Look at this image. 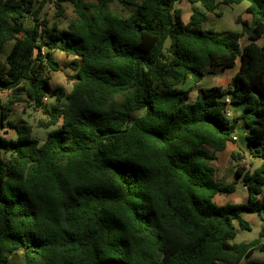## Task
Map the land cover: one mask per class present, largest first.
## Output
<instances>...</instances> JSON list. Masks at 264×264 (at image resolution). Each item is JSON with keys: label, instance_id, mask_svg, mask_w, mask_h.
Returning a JSON list of instances; mask_svg holds the SVG:
<instances>
[{"label": "trees", "instance_id": "1", "mask_svg": "<svg viewBox=\"0 0 264 264\" xmlns=\"http://www.w3.org/2000/svg\"><path fill=\"white\" fill-rule=\"evenodd\" d=\"M69 1L74 19L58 30L35 0H0V92L25 96L47 114L39 125L54 127L39 142L0 102V264H238L264 252V225L258 238L233 241L234 221L249 229L243 212L264 213V0H221L245 1L251 16L230 34L201 29L216 0H186L187 22L180 0ZM55 51L70 58L69 91L44 75L61 68ZM238 57L226 88L199 87L189 99L188 79ZM224 95L243 105L261 163L235 168L246 202L216 205L215 193L236 187L210 165L236 126Z\"/></svg>", "mask_w": 264, "mask_h": 264}, {"label": "rangeland", "instance_id": "2", "mask_svg": "<svg viewBox=\"0 0 264 264\" xmlns=\"http://www.w3.org/2000/svg\"><path fill=\"white\" fill-rule=\"evenodd\" d=\"M58 1L61 6L64 8V13L62 17H56V8L55 3ZM84 2H91L96 0H83ZM217 7L214 12H206V19L203 21L201 25L202 30L211 29L213 32L217 34H230L233 32H240L241 25L235 19L236 16L244 17L248 13L245 12L244 5L247 4L245 1L240 4H225L222 3L221 0H216ZM36 8L40 7L38 16L40 18H45L47 20L48 25H51L53 22L57 23L58 30L66 29L69 22L74 19V12L72 3L69 0H35ZM183 12V18L185 21L189 19L190 8L188 4H180L178 6ZM201 8V7H200ZM32 23L30 21V17L26 19V24ZM170 38H167L164 43V48L169 46ZM10 43L5 45L4 50L8 51ZM54 56L56 60H58L61 64V68L59 70L60 81L58 79L52 78L51 81L54 86H59V83L65 84V89L68 91L71 88V84L68 82L69 79H73L74 71L66 68V62L68 61L67 57L59 52L55 51ZM239 57L236 58L234 65L229 68H225L224 73H231L238 67ZM0 62H3V54H1ZM52 71L45 72L44 75H48V78L51 77ZM212 79L211 75H206L203 85H207L208 81ZM62 86V85H61ZM194 82L192 79H188L184 85V88L193 87ZM0 102L4 108H7L8 111V120H11L17 124H26L30 127L31 136L38 139L39 142H42L46 136V134L52 130L54 127L49 126L47 128L40 126L38 121L45 120L47 118V114H45L41 109L34 107L30 104L25 96H14L11 92H1L0 93ZM48 107L52 106L55 103V99L53 96H50L48 100L45 102ZM7 133H4V136L7 138H15L16 133L12 129H7ZM3 131V130H2ZM247 157V156H246ZM253 160L259 163L261 159L259 157H253ZM253 164V163H252ZM254 215L251 213L243 212L242 217L249 223V229H240L237 225V221H234L236 227V235L233 239L234 242H246L252 239L258 238V225L255 224L253 217ZM19 254L13 256V259H19ZM254 258L260 259L261 256L259 253H255Z\"/></svg>", "mask_w": 264, "mask_h": 264}, {"label": "crops", "instance_id": "3", "mask_svg": "<svg viewBox=\"0 0 264 264\" xmlns=\"http://www.w3.org/2000/svg\"><path fill=\"white\" fill-rule=\"evenodd\" d=\"M180 4H188L189 8L191 10V4H189L186 0H180L178 3H176V6L178 7ZM247 4L244 5V8ZM198 9L200 6L198 4L194 5ZM179 8V7H178ZM180 9V8H179ZM181 10V9H180ZM247 13V12H246ZM191 11L188 16H190ZM207 15V13H206ZM181 16L182 20L184 22H187L183 18V12L181 10ZM236 21L237 18L245 19L247 21L251 20V16L246 14L244 17L241 16H234ZM249 40L245 35H242L239 39V46H244ZM257 43H261V41H258ZM69 60L70 58L67 57ZM67 63V62H66ZM240 65V60L238 63V67L234 69L233 72L224 73L223 69L219 68H212L209 70L208 73H206L197 83L194 84V86L189 91V99L192 101L195 98L196 91L199 87H211V86H221L223 88H226L232 81L233 75L236 73ZM68 68V67H66ZM58 71H54L51 74V77L48 78V82L51 86H54L51 79H58L60 81V75L58 74ZM211 75L212 79L208 81L207 85H203V81L206 77V75ZM73 79H69L68 82L71 84ZM61 87L65 89V84L62 82L59 83ZM66 90V89H65ZM70 90V89H69ZM68 90V91H69ZM67 91V90H66ZM1 93V92H0ZM65 102V99L63 98L60 102V104H63ZM57 102L55 100V105ZM52 105V106H53ZM48 106V105H47ZM229 112H230V118L231 120H234L236 122L235 129L232 134L235 135V139L226 142L225 147L215 152V158L210 162V165L212 166L214 170V178L218 181L230 183L235 182V189L231 192H217L212 197V202L216 205H223L225 203H243L247 200V190L246 187L243 186L238 178V176L235 173V168L237 165L243 166L245 170H251L257 166L260 165L261 161L257 163L253 160V157L251 156L249 152V144L246 139V129L243 126V123L240 119V116L243 112V105L242 104H231L229 106ZM247 156V157H246ZM253 163V164H252ZM251 214V213H250ZM253 214V213H252ZM255 218L254 222L256 225H258L259 231L261 227L264 225V213H262L260 216L257 214H253ZM249 225V223H248ZM250 227V226H249ZM258 231V233H259ZM253 240V239H252ZM251 241V240H250ZM249 242V241H246ZM263 242V241H261ZM259 253L261 258L256 259L254 258L255 253ZM264 258V252H260L258 250H254L252 254L248 258H242L238 264H249L252 260H262Z\"/></svg>", "mask_w": 264, "mask_h": 264}, {"label": "built area", "instance_id": "4", "mask_svg": "<svg viewBox=\"0 0 264 264\" xmlns=\"http://www.w3.org/2000/svg\"><path fill=\"white\" fill-rule=\"evenodd\" d=\"M222 99L224 101V111H223L224 116L227 117V118H230V112H229V106L231 105L230 97H229V95H224L222 97ZM47 100H48V98L44 97L42 101H43V103H45ZM233 139H235V135L234 134L231 135V140H233Z\"/></svg>", "mask_w": 264, "mask_h": 264}]
</instances>
